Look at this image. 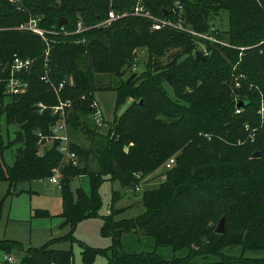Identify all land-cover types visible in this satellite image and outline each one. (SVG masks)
Wrapping results in <instances>:
<instances>
[{
    "label": "trees",
    "instance_id": "trees-1",
    "mask_svg": "<svg viewBox=\"0 0 264 264\" xmlns=\"http://www.w3.org/2000/svg\"><path fill=\"white\" fill-rule=\"evenodd\" d=\"M137 5L138 0H0V115L8 127H18L13 145H20L13 166H8L4 154L11 146L0 138V182L9 183L10 195L19 183L50 180L60 169L61 216L72 229L60 240L73 241L80 222L99 217L105 177L136 191L145 177L178 155L166 180L142 194L141 215L115 220L114 205L121 196L113 193L101 229L112 240L111 255L82 244V264H94L98 255L107 256L108 264H264V257L222 254L228 247L264 251V0H142L154 17L189 26L196 35L173 27L153 30V21L130 14ZM111 10L130 15L98 27ZM221 12L228 13L226 28L216 23ZM32 17L47 31L49 45L32 32L14 29ZM62 18L70 33L79 22L88 30L64 35ZM197 43L207 47L205 61L196 60ZM138 50L148 53L141 77L117 87L103 82L102 76L121 78L134 68ZM14 55L35 64L20 75L29 83L28 91L9 96L4 84L9 73L3 69ZM46 75L56 87L65 81L59 95L42 80ZM165 84L179 103L168 96ZM103 91L116 92L117 108L134 101L106 135L97 129L102 127L90 129L83 123L92 113L95 94ZM59 99L72 103L68 126L97 142L96 150L71 143L76 166L64 162L59 140L39 143L38 135H51L59 120L51 109ZM240 102L246 106L238 112ZM39 104L48 109L40 112ZM255 152L260 157L252 159ZM92 156L97 169L90 168ZM83 176L89 178L90 193L82 188L73 192L72 181ZM222 216L227 224L223 235L210 222ZM33 217L51 214L35 210ZM130 234L152 239L156 247L189 253L165 259L156 250L127 252L123 240ZM0 250L18 253L20 264H75L72 250L50 249L48 244L24 250L18 242L0 241ZM199 255L219 260L196 263Z\"/></svg>",
    "mask_w": 264,
    "mask_h": 264
},
{
    "label": "rangeland",
    "instance_id": "rangeland-1",
    "mask_svg": "<svg viewBox=\"0 0 264 264\" xmlns=\"http://www.w3.org/2000/svg\"><path fill=\"white\" fill-rule=\"evenodd\" d=\"M17 1L18 3L20 2V0ZM127 13L129 14V12ZM31 19L38 20V27H39V18L32 17ZM172 23L175 24L174 22ZM216 23H222L223 27L226 28L228 24V13L221 12L219 18L216 19ZM19 27H16L14 29L19 31H28L34 33L33 31L30 30H20ZM166 27H170V26H166ZM184 27L185 26H183V28ZM185 28L188 30L187 33L196 35V32L193 31L189 26ZM180 31L186 32L184 30H180ZM196 45L197 46L195 53L197 51H200L203 52L205 55H207V47L205 44L197 43ZM48 50L49 48L46 47L45 54ZM32 60L35 61L34 59ZM147 60H148L147 51L138 50L136 54V59H135L136 64L134 68L126 71L121 78H116L112 76H102L103 82L105 84L112 85V87H117L120 84V82H131L132 80L141 77L143 73H145ZM164 61L166 62L167 60L165 59ZM238 88H240V86H238ZM164 89L166 90L168 96L173 101L179 103L174 95L172 88L169 85L165 84ZM94 101L98 103L101 110L103 111L104 125L102 128H97L96 127L97 123L93 119L92 115H89L87 118H84L83 123L90 129L97 128L98 131H100V133H103L105 135L107 134L108 129L110 128L111 125H113L115 120L119 118L123 113H125L128 107L134 103L132 99H128L125 105H123L120 108H117L115 91L98 92L95 94ZM6 102L8 101L5 100V103ZM0 109H1V105H0ZM70 110H71L70 108L67 109L68 114ZM18 130H19L18 127L15 126L8 127L6 124L5 116L0 115V138L1 140H3L5 145L11 146V148L6 150L4 154L5 162L7 163L8 166H13L14 153L16 152L18 147H20V145H13V141L16 139V133ZM68 133L70 138V144L74 143L86 149H93V150L97 149L98 147L96 145L97 142L95 141L94 143V141H92L87 135L80 132L79 130H74L73 127L68 126L67 135ZM248 137L251 141L254 140V137L251 138L250 135ZM239 144H242V142H240ZM44 151L45 148L41 147L40 153L43 154ZM177 157L178 155H175L172 158H174L176 161ZM251 158L253 159V156ZM97 163L98 162L96 158L92 156L89 162L90 168L97 169L98 168ZM167 171L168 170L166 168V163H165L158 171L145 177L143 179V184L140 187V191H134L123 188L118 182H112L109 179V177H105V181L103 182L99 190V194L102 201V208L99 217L87 219L85 221L80 222L74 229L73 241H57L54 244H52V247L56 250H72L74 254L75 264H82V257H81L82 244L88 245L94 249L108 250L112 245V240L111 238H106L101 235V229L104 225L102 216L108 215V211L112 206L113 193L118 192L115 193L116 198L117 196H121V198L114 205V210L116 211L115 220L118 221V220L135 218L145 212V207L142 202V194L146 191L157 189L159 185L166 180ZM59 179H60V175H59ZM30 187L34 190L33 193L32 192L29 193L28 190H30ZM71 188L73 192H76L78 188H82L83 190H85V192L90 193L91 190H90L89 178L87 176L74 178V180L71 183ZM8 189H9V185L7 183L5 184L4 188H0V214H1L0 238L3 236L13 237V239L15 238L17 240L22 241L24 244V249H28L29 247L42 246L45 243H47L50 239L53 238L60 239L61 237H64L65 235L67 236L72 232L71 227L69 226L62 227L64 224V219L61 216L63 212V206H62L60 186L51 183L49 179L31 181V182H22L17 185V190L20 191L21 189H25L26 191H24L20 195H14V196L10 195L6 199H4L6 197V193ZM35 209L47 210L51 213V217L42 218V219L34 218L33 214ZM223 218L225 219V217L222 216L217 218V221H210V222L212 225L215 226V229H217L221 219ZM224 226L225 229H227L226 220ZM31 240H33V245L30 243ZM123 242L127 252L142 253V252H151L156 250L157 254H159L165 259H172L174 257H185L189 253L187 249L174 252L169 247H156L154 240L152 239L139 240L133 234L125 235ZM222 254L226 257H236V258L264 257V251H245L242 247L224 248L222 249ZM5 255L6 254L0 250V263L4 261ZM110 255L111 253L108 254V256ZM14 256H16L18 260L21 257L18 253H16V255ZM217 260H219V257L204 256V255L196 256V258L194 259L196 263H210ZM94 264H108V257L105 255H98L96 257Z\"/></svg>",
    "mask_w": 264,
    "mask_h": 264
},
{
    "label": "built area",
    "instance_id": "built-area-1",
    "mask_svg": "<svg viewBox=\"0 0 264 264\" xmlns=\"http://www.w3.org/2000/svg\"><path fill=\"white\" fill-rule=\"evenodd\" d=\"M11 1L13 3H17V0H11ZM177 6L179 9H182V7L180 5H177ZM130 14L135 15V16L144 17V18H147V19H150L151 21H153V30H161L162 28H164L166 26H170V27L177 28V29L184 30V31L188 32V30L185 27L183 28L182 24H178V23L173 24L172 22L167 21L166 19H159V18L154 17L149 11L145 10V8L142 6V0L138 1V5L135 7L133 12H131ZM130 14H128V13L119 14V13H116L114 10H111L109 12L108 18L97 26L98 27L110 26L113 22H115L121 18H124ZM61 28H62L61 32L64 35L80 34L83 31L88 30V28L84 27L82 22H79L77 24L76 30L74 32H71V33L69 31L65 30L63 27H61ZM19 29L20 30L33 31L37 35L41 36L43 38V40L47 43V45H49L48 40L46 38L47 31L38 27V20L31 19L27 24L19 27ZM209 39L214 40L213 38H209ZM49 53H50V51L48 50L45 54L46 60H48ZM34 63H35V61H33L32 59H24L23 57H21L19 55H14L12 62L8 66L4 67V69H3V71H6L9 73L8 78L6 80H4L7 95L17 96V95H21L23 93H26L28 91L29 83L26 82L22 77H20V75L30 73L32 71ZM42 80L45 81L47 84H51L57 95H59L61 90L64 88L65 81L63 83H61L59 85V87H56L50 82L47 75L44 76L42 78ZM1 81H3V80L0 78V82ZM238 86H239V84H238ZM71 107H72L71 101L62 102L59 99V105L51 107L53 113L55 115L59 116V120L51 128V131H50L51 135L44 136L42 134H39L38 136L40 137L39 143H41V144H43L44 141L49 143V142H52L54 140H59L61 142L60 152L65 157L64 162L65 161L71 162L73 165L76 166L78 164V156L74 151L71 150L70 139H69V136L67 135V131H68V124H67L68 111H67V109L68 108L71 109ZM39 108H40V112L48 109L43 104H39ZM91 109H92L91 115H92L93 119L95 120V122L97 123V126L103 127V125H104V114H103V111L101 110L100 106L98 105V103L96 101H93V103L91 104ZM238 112H240V110H238ZM260 114L262 115V117H264V104L262 105V108L260 110ZM247 129H248V127H247ZM254 132L255 131H253L251 133V135H250L251 138H253L255 136ZM174 164H175V159L171 158L166 163L167 170H170L174 166ZM54 173H55V175L52 179H50V181L53 184L60 185V179H59L60 169L54 170ZM141 186L142 185L136 187V191H140ZM110 210H111V207L108 211L109 213H110ZM4 264H20V261L14 255L9 254L6 256Z\"/></svg>",
    "mask_w": 264,
    "mask_h": 264
},
{
    "label": "crops",
    "instance_id": "crops-1",
    "mask_svg": "<svg viewBox=\"0 0 264 264\" xmlns=\"http://www.w3.org/2000/svg\"><path fill=\"white\" fill-rule=\"evenodd\" d=\"M68 136H69V133H68ZM70 139V138H69ZM34 181H39V180H34ZM7 182H0V188H4V186H5V184H6ZM8 185H9V183H7ZM59 186V185H58ZM9 189H10V186H9ZM9 189H8V191H9ZM27 189V188H26ZM61 190V189H60ZM8 191H7V193H6V197L4 198V199H6L8 196H10V195H20L21 193H23L24 191H26L25 189H21L20 191H18L17 190V186H15V188L12 190V193L10 194V195H8ZM29 191V193H33V189L30 187V190H28ZM36 193H38V192H36ZM35 210H39V209H35ZM34 210V211H35ZM45 211H47V210H45ZM49 212V211H48ZM11 213H12V210H11ZM50 213V212H49ZM51 214V213H50ZM108 214H109V212H108ZM0 216H1V214H0ZM37 219H39V218H37ZM37 226H39V225H37ZM62 227H64V224H63V226ZM66 236V235H65ZM64 236V237H65ZM64 237H61L60 239H62V238H64ZM60 239H50L47 243H45L44 245H42V246H39V247H29V248H40V247H43V246H45V245H49V248L50 249H54L53 247H52V244H54L55 242H57V241H63V240H60ZM0 241H13V242H18L19 244H21L22 245V247L24 248V244H23V242L22 241H20V240H17V239H13V237H9V236H3V237H1L0 238ZM30 243L33 245V240H31L30 241ZM28 248V249H29ZM24 250H27V249H24ZM56 250V249H55ZM13 255V254H12ZM14 255H16L15 253H14ZM6 256H7V254L5 255V257H4V261L1 263V264H4V262H5V258H6ZM16 257V256H15Z\"/></svg>",
    "mask_w": 264,
    "mask_h": 264
},
{
    "label": "water",
    "instance_id": "water-1",
    "mask_svg": "<svg viewBox=\"0 0 264 264\" xmlns=\"http://www.w3.org/2000/svg\"><path fill=\"white\" fill-rule=\"evenodd\" d=\"M67 23H68V21L66 19L64 20L62 18L60 20V22H59V27H62L64 25H66ZM195 57H196V60H198V61H205L206 60V55L203 52H200V51H197L195 53ZM245 106H246L245 102H240L237 105V109H239V110L243 109ZM259 157H260V153L259 152L254 153L253 158H259ZM224 225H225V219L223 218V219H221L220 224H219L218 228L216 229V233L217 234L223 235V234L226 233V229H225Z\"/></svg>",
    "mask_w": 264,
    "mask_h": 264
}]
</instances>
